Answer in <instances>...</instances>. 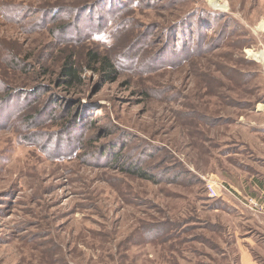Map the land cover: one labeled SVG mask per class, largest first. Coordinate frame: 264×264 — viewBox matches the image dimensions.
Segmentation results:
<instances>
[{"label": "rangeland", "instance_id": "1", "mask_svg": "<svg viewBox=\"0 0 264 264\" xmlns=\"http://www.w3.org/2000/svg\"><path fill=\"white\" fill-rule=\"evenodd\" d=\"M248 52L264 0H0V264H264V208L233 196L264 172Z\"/></svg>", "mask_w": 264, "mask_h": 264}, {"label": "trees", "instance_id": "2", "mask_svg": "<svg viewBox=\"0 0 264 264\" xmlns=\"http://www.w3.org/2000/svg\"><path fill=\"white\" fill-rule=\"evenodd\" d=\"M86 63L88 69H94L95 66H98L99 69H101L102 71H106L104 77L107 78V80L110 79L115 80L114 78L115 67L113 61L111 60V57L109 56L108 58V54L104 53L103 55H101L95 52H90L87 54ZM9 65L13 66L15 69L17 68L23 69L25 67L24 65L21 66V63H18L15 57L10 59ZM57 82H58V86L66 87L67 91H69V89L77 85L82 84L83 79L81 77V66L76 62L74 56L70 55L64 59L57 74ZM23 111H24L23 106H21L19 109V114ZM64 111H66V109ZM131 172L133 174H136L140 178L148 179L144 174L140 172V170L132 169Z\"/></svg>", "mask_w": 264, "mask_h": 264}, {"label": "crops", "instance_id": "3", "mask_svg": "<svg viewBox=\"0 0 264 264\" xmlns=\"http://www.w3.org/2000/svg\"><path fill=\"white\" fill-rule=\"evenodd\" d=\"M244 178L246 177L244 176ZM233 196L237 200L239 198L245 199L246 197L244 196H250L251 199L260 204L261 208H264V172L257 170L254 175L249 177L248 183L243 185L238 183L233 189ZM242 261L243 264H254L248 258H244Z\"/></svg>", "mask_w": 264, "mask_h": 264}, {"label": "bare ground", "instance_id": "4", "mask_svg": "<svg viewBox=\"0 0 264 264\" xmlns=\"http://www.w3.org/2000/svg\"><path fill=\"white\" fill-rule=\"evenodd\" d=\"M211 5L216 9L222 8V6L220 4H218V2H212ZM261 27H263V25ZM248 53L252 58H254L258 61H262V62L264 61V56L261 53H252V52H248Z\"/></svg>", "mask_w": 264, "mask_h": 264}, {"label": "built area", "instance_id": "5", "mask_svg": "<svg viewBox=\"0 0 264 264\" xmlns=\"http://www.w3.org/2000/svg\"><path fill=\"white\" fill-rule=\"evenodd\" d=\"M222 188H224V187H222ZM207 190L209 192L210 197H212V198L217 197L215 186L213 184H208Z\"/></svg>", "mask_w": 264, "mask_h": 264}]
</instances>
